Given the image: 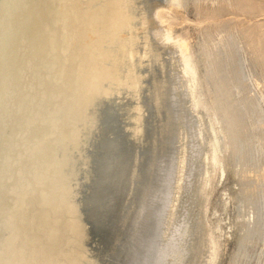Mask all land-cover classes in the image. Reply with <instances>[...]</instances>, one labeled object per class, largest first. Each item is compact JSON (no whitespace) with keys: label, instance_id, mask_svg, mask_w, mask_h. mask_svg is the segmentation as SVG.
I'll use <instances>...</instances> for the list:
<instances>
[{"label":"rangeland","instance_id":"1","mask_svg":"<svg viewBox=\"0 0 264 264\" xmlns=\"http://www.w3.org/2000/svg\"><path fill=\"white\" fill-rule=\"evenodd\" d=\"M51 1L41 34L0 0V264H161L164 220L190 224L179 264H264V0Z\"/></svg>","mask_w":264,"mask_h":264},{"label":"bare ground","instance_id":"2","mask_svg":"<svg viewBox=\"0 0 264 264\" xmlns=\"http://www.w3.org/2000/svg\"><path fill=\"white\" fill-rule=\"evenodd\" d=\"M169 1L171 3H174V2L176 3L177 0H169ZM51 2H53V1H51ZM34 3L36 5V8H35L36 14L33 13V15L35 17H37V18L39 16V19H38V21L33 23V29L32 30L36 31V32H40L41 34H43L44 32H43L42 23L45 22V14H46L45 13V8H46V5H47V0H34ZM59 10H61V8ZM61 12H63V11H61ZM55 27H56V25H55ZM61 28H62V26H61ZM61 31H63V29ZM164 39L166 41L165 42H161L163 48L169 46L168 43H166V42L172 40V37H171L169 31L165 32ZM66 41H67V39H66ZM33 45L36 46V44H33ZM174 45L176 46V51L178 50V52H179V57H180V60L182 62V70L184 72V76L187 78L186 79V83H187L186 90L187 91L184 90V88H183L184 85H183L182 87H180V89H179L180 91L178 89H177L178 91L177 90L174 91V93H173L174 97H172V99L174 100V102L178 103L179 108H181L180 105L182 104L183 106H182L181 109H183L184 113H187L188 116H190V118H194L193 114H195V116H197L199 114V112H198L199 111V108H198L199 104H198V101L196 100V97H195V88L197 86L195 66H194V63L191 60L189 54L187 53V47H186L185 43L183 41H179L178 40V41L174 42L172 46H174ZM172 48H175V47H172ZM36 50H37V46H36L35 51L33 53L31 51L28 52L29 53L28 55H32L34 53L36 54ZM30 60L32 61V59H29L28 61H30ZM61 73H62V71H61ZM179 97L187 98L186 103H188L189 105L188 106H186V105L184 106L183 100L180 101ZM189 97H190V99H189ZM192 120H194V119H190V121H189V136H190L189 140H190V143L188 142L187 145L181 144L179 146V148L184 153H186V151L188 152V148L187 147L191 148V149H189V151L191 153L190 162H191V165H193V167H191V168L194 169L195 162L197 163L198 160H199L198 156H197V152H198L197 147L199 146V141H198L199 138H200V140L206 142L211 149H213V147L215 146V143H214L215 140L214 141L209 140L208 142L206 141V139L209 137V133L210 132L208 131V128H207V132L208 133L205 134L204 131H203V128L201 127V126H203L205 124L207 125V123L205 121V118H202V119L199 120V122H197L198 123L197 124L198 125V129L197 130L195 129L196 126H195V124H193L194 121H192ZM199 127H200V129H199ZM182 138L185 139L184 136ZM200 150H202V148ZM184 161L185 160H183V158H182L181 161H180V164H182ZM197 164L199 165V163H197ZM35 182H36V180H35ZM49 184L50 183L46 182V184L44 186L48 187ZM24 188L25 189H29L26 186H24ZM39 193H40V188H37L36 191L34 190V192H32V194H31V196L30 197L28 196V197L32 200L33 203H35L34 201L39 198L38 197ZM43 198L44 199L46 198L45 192H43ZM16 215L17 214H15V217H16ZM28 216L26 217V215H22V216H20V220L17 219V220L20 221V226L24 225V223L27 222V220L29 218H31V217L28 218ZM15 217H14V220H15ZM22 217H24L26 220L24 218L21 219ZM14 220H13V222H14ZM17 220H16V222H17ZM163 223H164V225L166 227H162V230H161V233H160V238L158 239V242H157V246L158 247L156 248V252L153 253V255L151 256V259H152L151 261L153 262L155 259H157L161 255L160 249L163 248V250L167 249V252L166 253L162 252V254H163L162 255L163 256L162 259L164 260V263L160 259V261L162 262L161 264H179L178 262L180 260L185 259L187 257V254H188V251H189V250L185 249V246L187 247L189 242L184 237L187 235V231H188V228H189L190 224H189L188 221H184V224H182V225H180L178 227L177 232H174V230H169V227H167V225H166L167 223H166L165 220H164ZM174 233H176V234L173 235ZM182 245H183V247H182ZM173 252H175L174 255H173ZM168 258H171L172 261L168 260Z\"/></svg>","mask_w":264,"mask_h":264}]
</instances>
